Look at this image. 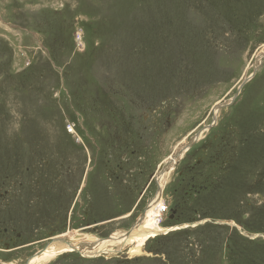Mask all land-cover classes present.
<instances>
[{"label": "rangeland", "instance_id": "374dc122", "mask_svg": "<svg viewBox=\"0 0 264 264\" xmlns=\"http://www.w3.org/2000/svg\"><path fill=\"white\" fill-rule=\"evenodd\" d=\"M263 50L264 0H0V259L159 196L142 254L43 263L264 264Z\"/></svg>", "mask_w": 264, "mask_h": 264}, {"label": "bare ground", "instance_id": "6f19581e", "mask_svg": "<svg viewBox=\"0 0 264 264\" xmlns=\"http://www.w3.org/2000/svg\"><path fill=\"white\" fill-rule=\"evenodd\" d=\"M263 57L264 50L258 55L259 60L263 59ZM219 111L220 110L216 109L214 114L217 116ZM185 145H183L182 147L184 148ZM182 147L178 148V150L174 152V155L172 156V165L169 166L168 169L164 170L163 168V172H159L158 174H156V180L160 188L163 189V186L166 184V181L171 170L174 168V165H176L181 159H183V154L186 151L180 154L179 150L182 149ZM159 201L160 197L157 196L153 204H151L148 209H146L145 215L143 216L140 223L136 224V226L133 227V229H131L128 233H126V231L117 232L114 233L110 239L108 238L105 241H101L100 238H97L95 235H92L90 233H81L76 230L67 232L60 236L58 239L53 240L52 243L50 242L48 245H46V248L44 250L42 249L43 251L41 253L34 254L33 258L26 264H41L43 262L47 263L50 259H54L60 254L69 251L75 252V250L82 252L83 256L85 257H95L101 254H117L123 249L126 250L127 248L131 257L140 255L142 254L141 252L143 250L145 251L144 246L149 237L157 235V233L162 230H166L161 226L160 223H158V220L160 219L159 216H153L156 208L161 204ZM60 238L62 239L60 240ZM1 262L5 264H15L6 263L2 260Z\"/></svg>", "mask_w": 264, "mask_h": 264}, {"label": "water", "instance_id": "95a60500", "mask_svg": "<svg viewBox=\"0 0 264 264\" xmlns=\"http://www.w3.org/2000/svg\"><path fill=\"white\" fill-rule=\"evenodd\" d=\"M259 63V61L257 60L256 61V64H258ZM223 105L222 104H218L217 106H215V108H220V107H222ZM192 140H193V138H192ZM191 143V142H190ZM189 143V144H190ZM193 143V142H192ZM191 143V144H192ZM189 144L187 143L186 145H185V147L183 148L182 147V149H180L179 151H180V154L182 153V152H184V151H186V149L188 148V146H189ZM172 165V159H170V160H165L164 162H162L161 163V165H160V172H163V168H164V170L165 169H168L169 168V166H171ZM59 237H57V238H55L54 240H56V239H58ZM62 238H60V240H61ZM53 242V241H52ZM0 264H2V262H1V260H0Z\"/></svg>", "mask_w": 264, "mask_h": 264}, {"label": "flooded vegetation", "instance_id": "af4514ba", "mask_svg": "<svg viewBox=\"0 0 264 264\" xmlns=\"http://www.w3.org/2000/svg\"><path fill=\"white\" fill-rule=\"evenodd\" d=\"M189 151H190V150L188 149L186 152H189ZM186 152H185V153H186ZM2 264H5V263H2Z\"/></svg>", "mask_w": 264, "mask_h": 264}]
</instances>
